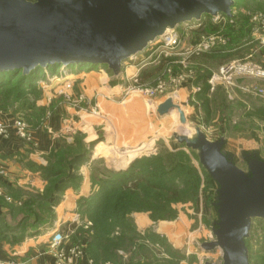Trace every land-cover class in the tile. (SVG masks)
<instances>
[{
  "label": "rangeland",
  "instance_id": "rangeland-1",
  "mask_svg": "<svg viewBox=\"0 0 264 264\" xmlns=\"http://www.w3.org/2000/svg\"><path fill=\"white\" fill-rule=\"evenodd\" d=\"M233 1L229 19L202 16L199 21L177 25L173 31L167 29L163 35L170 36L179 47L171 50V40L158 39L156 47L149 46L123 62L117 80L105 66H84L79 71L75 66L72 71L61 66L55 73L46 72L31 89L0 93V122L21 120L31 141L12 133L0 138L21 141L37 157L36 161H24L23 171L36 181L23 190L32 199L28 202L31 206L51 207L48 212L42 210L44 218L38 222V227H48L43 238L48 241L58 231L72 247L87 249V235L96 221L92 236L108 238L116 245L120 243L115 239H125V244L113 246L119 257L109 260L99 253L97 264H221L219 252L204 254L200 249L201 244L212 240L214 185L199 166L195 153L179 146L172 135L192 134L198 128L209 141L225 138L226 151H258L264 158V99L250 93L264 96V80L244 75L223 78L220 74L222 66L233 61L264 70V53L249 58L247 52L234 54L232 50L237 48V42L243 44L246 40V23L249 25L255 15L264 18V0ZM218 26L220 29L215 30ZM204 29L208 36H199L204 54L221 50L234 56L200 59L195 53L199 43L192 42L197 30ZM232 40L236 44L230 49ZM205 76L206 82L202 83ZM170 98L184 111V125L179 123L176 111L161 119L157 116V104ZM102 99H107L109 105L105 110ZM34 133L40 136L38 141L42 138V147ZM141 139L146 146L138 143ZM112 140H126L120 144L123 150L115 149L127 154L122 159L126 168L113 170L117 161L109 160L113 167L109 166L107 158L114 156L106 154L97 159L91 155L84 163L71 164L72 157L87 155ZM133 162L142 174L137 189L113 195L99 208V201L107 193L101 179L124 172ZM236 165L246 170L239 160ZM173 193L176 197H172ZM1 194L4 195L2 190ZM120 196L127 203L122 212L115 213ZM12 201L16 206L20 204V199L8 202ZM89 204H96L95 217L87 213ZM11 216L7 222L20 217L17 212ZM63 217L66 221L57 224ZM125 219L132 228L120 226L117 231V226L104 223L110 220L119 226ZM247 249L250 264H264V221L252 223Z\"/></svg>",
  "mask_w": 264,
  "mask_h": 264
},
{
  "label": "water",
  "instance_id": "water-1",
  "mask_svg": "<svg viewBox=\"0 0 264 264\" xmlns=\"http://www.w3.org/2000/svg\"><path fill=\"white\" fill-rule=\"evenodd\" d=\"M233 6V0H0V73L99 65L118 79L123 62L167 29L202 16L231 18ZM170 111L185 124L171 99L156 110L159 116ZM172 138L195 153L215 187L212 240L200 249L219 252L221 264H249L244 239L253 220H264V159L257 151H225L223 137L209 141L198 128Z\"/></svg>",
  "mask_w": 264,
  "mask_h": 264
},
{
  "label": "trees",
  "instance_id": "trees-1",
  "mask_svg": "<svg viewBox=\"0 0 264 264\" xmlns=\"http://www.w3.org/2000/svg\"><path fill=\"white\" fill-rule=\"evenodd\" d=\"M25 1L34 2L35 0H25ZM208 18H210V17H207V19ZM222 18H226V17L222 16ZM227 19H229V18H227ZM245 26H246L245 29L247 28V31H248V36H250V27H251L250 21H249V25L247 22ZM218 28H219V26L216 27L215 30ZM194 32H196V31H194ZM241 32H242V26H241ZM206 33H207L206 30L205 31H198L197 30V33H196L197 37H195V39L193 40L192 43L193 44L199 43L201 40L199 36L203 35V36L207 37L208 34H206ZM213 33H216V31H213ZM244 38L245 37L243 36L242 40ZM234 41L235 40H232V44L230 45V49L234 46V44H236V41H235V43H234ZM241 44L242 43L237 42L235 47L236 46L238 47ZM232 50H234V49H232ZM243 51L244 50H241L237 53L235 52L234 54H241ZM225 54L226 53H223L221 50H219V51H214V52H211L208 54L202 53V54H199L198 57L200 59L206 60V59H216V58L226 59V58H228V56H231V57L234 56V55H231V53H229V55H225ZM75 67H76L77 71H79L82 68V67L78 68L77 66H75ZM83 68H84V66H83ZM57 69H59V67H55V66L48 67L45 70L37 68V69L31 71L27 75H22L21 70H15V71H11V72H1L0 73V93L4 92L6 90H10V91H14V92H24L25 90L23 88H28V89L33 88L32 84L36 80L43 78L46 72L55 73L57 71ZM67 69L72 71L73 66L72 67L69 66V67H67ZM147 77L148 76H145V77L142 76L141 78L146 79ZM206 78H207V76L203 77L201 82L205 83ZM225 145H226V140H225ZM225 151H226V149H225ZM89 155H90V153H87V155H84V153H79L78 156L72 157L71 164L75 165V163L76 164L84 163L90 159ZM259 156L261 157L260 154H259ZM262 159H264V158H262ZM135 162L131 163L129 165V167L127 168V170H125L124 172L114 173L111 177L101 179L102 180L101 184H102V186H104V189L106 190L107 193H106V196L103 197L102 200L99 201V202H101L99 208H101L102 203L108 202L110 200L109 198L111 196L116 195V194L123 195L124 193H126V191H134L135 189H137L138 183L142 179V174L136 170L137 168L135 167V165H137V163H135ZM242 163L244 164V162H242ZM206 175H207V173H206ZM153 177H155V176H153ZM207 177H208V175H207ZM210 181H211V179H210ZM211 183H212V181H211ZM146 184H148V182ZM149 188L151 189L153 187H149ZM24 191L25 190H23V188L22 189L21 188H14V189H9L7 191V194L9 195V197L8 196L7 197L10 200L11 199H13V200L20 199V204L18 206L14 205L13 201H12V203L11 202L7 203V201L5 200V197L0 196V208L2 210H4L3 213L0 212V242H3L9 246H15V245L20 244L21 242H23L26 239L41 236L44 233H46L45 232V231H47L46 228H48L46 226L45 227H43V226L38 227V222H40L44 218V212L42 210L44 209L45 212H48V211H50L51 207L47 206V207H45L46 209L45 208L40 209V208H37L36 206H31L30 203H28V202H31L32 199H30L29 194L24 193ZM25 195H28V197H25ZM22 196H24L25 199H23ZM172 197H176V194L173 193ZM27 200H29V201H27ZM212 202H213V199H212ZM126 203H127V201L124 199V196H120V199L115 204L116 205V207H115L116 212L115 213L122 212L125 208ZM14 212H17V216H18V214L20 215L19 219L15 222H7L8 219H10V217H12L11 215ZM87 213L90 214V218H91V216L95 217V215L97 214L96 204H89V209H88ZM4 218H6L7 220H5ZM112 219H113V217H112ZM214 219H215V216H214ZM254 221L255 220H253L252 223ZM258 221L261 222L264 220H258ZM104 223L108 227H109V224H111V226L113 225V228L117 226L118 227L117 231H119L120 226L132 228V227H130L129 222H126V219H125V222L120 221L119 226H118V224H116V222H113L110 220H107ZM49 226L51 227V225H49ZM92 226H93V229L91 228L90 229L91 232H89L87 235V238L90 237V241L88 240V244H87L88 247H87V249L85 248V254L87 256L88 261H91L93 264H97L96 261L98 258L96 256H98L99 253H104L106 256L111 258L109 260H113V258L119 257L117 254V249H115L113 246H121L122 244H125V242H124L125 239H119V238L115 239V242L117 241V243H120V244L116 245L112 242V240H109L108 238L98 237L97 234L92 236V234H93L92 232H95V229L97 227L96 221H94ZM251 228H252V224H251ZM251 228H250V230H251ZM106 234L108 235V233H106ZM102 236H103V234H102ZM248 239H249V233H248V237L246 239H244V244H245V248L247 251V258H248V263H249V253H248V249H247V240Z\"/></svg>",
  "mask_w": 264,
  "mask_h": 264
},
{
  "label": "crops",
  "instance_id": "crops-1",
  "mask_svg": "<svg viewBox=\"0 0 264 264\" xmlns=\"http://www.w3.org/2000/svg\"><path fill=\"white\" fill-rule=\"evenodd\" d=\"M121 70H122V68H121ZM114 80H117V79H114ZM103 94L106 95V93H103ZM170 99L172 100L174 105H176L180 108V106L177 103H175L172 98H170ZM165 101L158 103L156 106V110H157V107L160 104L164 103ZM107 104H108L107 99H102L101 107L104 110H105V108H107V106H109ZM181 111L184 114V118H185V122H186V115L182 109H181ZM171 112H173V111H170L168 114H166L164 116H159L157 114V112H156V114L159 117V119H161V118L166 117L169 114H171ZM148 135H150V134H147L146 138L148 137ZM90 136L91 135H88V137H90ZM38 137H40V136L38 134L34 133V138L36 139L37 143H39V146L42 147V144H44L43 140L41 138V140L38 141ZM90 139H91L90 141L93 140L92 138H90ZM40 141L42 142V144H40ZM124 142L126 143V140H124V141L112 140L109 142H104L105 146L104 145H102V146L98 145L97 147L94 148L93 152L91 151V153H90L88 151V153H90V155H92V156L94 155L95 156L94 159L95 158L97 159L98 156H101L102 154H106V156L107 155L114 156L113 157L114 159H112L111 157L107 158L105 156V158H107L108 163L106 161L105 162L107 164H110V162L114 163L115 161H117V164H115V166H117L116 169H114L113 164H110L109 166H112L113 170H122L123 168H126V165H127L126 163L124 164V162H122V159L127 154L121 153L122 151L117 152L115 149L120 148L121 150H123L122 149L123 145H120V144H122ZM153 142H155V141H153ZM138 143L143 144L142 146L147 145L146 144L147 142H145L142 139ZM138 143H136L137 145L135 144V146H138L139 145ZM44 149H46V147ZM34 152L35 151H30L29 147H23V144L19 140H14V139L5 140V139L0 138V168L4 172L3 177L0 178V190H2V193L4 194L2 196L5 197V200L7 201V203H10V202H8V200L11 201L8 198L9 195L7 194V191L9 189H14V188H21L22 189V188L28 187V185H30L36 181L35 178L29 177V175L25 171H23L24 170L23 164H24V161H26L25 159H27L29 161H36L37 160V157L35 156ZM26 153H30V154L26 155ZM119 159H120V161H118ZM109 160H110V162H109ZM20 165L22 167H20ZM88 191H89V189L86 191V193ZM3 211L4 210H2L0 208V212L3 213ZM62 219H63V221L61 222L59 220L57 222V224H59V223L63 224L66 221V219L64 217ZM139 223L137 222L138 228L143 229L140 227L141 225ZM171 232L174 233V228H172V227H171ZM48 238H50V237H48ZM46 243H47V239L45 237L43 238V236H38L35 238L26 239L23 242H21L20 244L15 245V246H9L3 242H0V264H54L55 262H54L53 254L49 251ZM65 246H66V248L72 247V245L69 242H65ZM81 249L83 251V256L75 259L72 264H90V261H88L87 256L85 254L84 247H82Z\"/></svg>",
  "mask_w": 264,
  "mask_h": 264
},
{
  "label": "built area",
  "instance_id": "built-area-1",
  "mask_svg": "<svg viewBox=\"0 0 264 264\" xmlns=\"http://www.w3.org/2000/svg\"><path fill=\"white\" fill-rule=\"evenodd\" d=\"M250 25H251L250 36L246 38L243 44L239 45L237 48L233 50V53L235 52L237 53L240 50H244L243 52H247L249 58H251L256 54L264 53V18L255 15L250 19ZM168 38L169 40H171L170 36L168 35L163 36L161 42L162 41L167 42ZM201 43L199 42V44L196 46L195 53H198L197 55L203 53L202 50L200 49V46H202ZM158 44L152 46L156 47ZM177 46L179 47V44L177 45L175 41H172L170 49L172 50V48H176ZM148 48L149 45L146 47V49ZM186 56L190 57L192 56V54ZM220 74L222 75L223 78L225 77L229 78L233 75H244L251 78L252 77L261 78L264 80V70L260 68L256 69L255 67H252V65L242 64L235 61L223 65L222 68L220 69ZM139 91L142 92L141 88H139ZM250 93L254 97H259L264 99V96L256 93L255 91H252ZM10 133H12L16 137H19L20 139L26 142L31 141L30 135L26 131V126L19 119L12 118L8 121L0 122V136H2L3 138H8L9 136L12 135V134L10 135ZM3 175L4 172L0 168V178L3 177ZM0 196H2L1 190H0ZM46 244L48 246L49 251L53 254V258L55 262L54 264H72L75 259L82 256L81 249L75 247L66 248L64 237L58 231H54L51 234V237L48 239Z\"/></svg>",
  "mask_w": 264,
  "mask_h": 264
},
{
  "label": "bare ground",
  "instance_id": "bare-ground-1",
  "mask_svg": "<svg viewBox=\"0 0 264 264\" xmlns=\"http://www.w3.org/2000/svg\"><path fill=\"white\" fill-rule=\"evenodd\" d=\"M163 36H165V35H162V36H160L159 38L158 37H156L155 39H154V41H153V44H152V42L150 43V44H147V46L149 45V46H152V45H155V44H158L159 42H160V40L158 41V39H161ZM162 40V39H161ZM169 40V39H168ZM61 66H59V68H60ZM66 68V67H65ZM68 80H70V79H72L71 77H68L67 78ZM51 237V236H50Z\"/></svg>",
  "mask_w": 264,
  "mask_h": 264
}]
</instances>
